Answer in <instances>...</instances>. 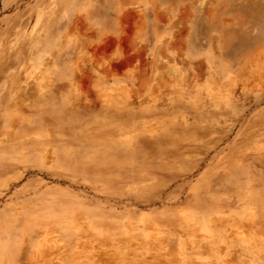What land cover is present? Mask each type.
<instances>
[{
  "label": "rangeland",
  "instance_id": "1",
  "mask_svg": "<svg viewBox=\"0 0 264 264\" xmlns=\"http://www.w3.org/2000/svg\"><path fill=\"white\" fill-rule=\"evenodd\" d=\"M232 227L264 264V0H0V264H188Z\"/></svg>",
  "mask_w": 264,
  "mask_h": 264
},
{
  "label": "bare ground",
  "instance_id": "2",
  "mask_svg": "<svg viewBox=\"0 0 264 264\" xmlns=\"http://www.w3.org/2000/svg\"><path fill=\"white\" fill-rule=\"evenodd\" d=\"M234 227H232L228 233H225V234L220 233V234H218L219 236L216 235V238L220 239V241L223 243V245L215 246L213 248H208L206 246L203 247L202 249L199 250L200 258H198L197 261H192L190 256L187 257L186 261L188 262V264H228L229 261H233L232 257H234L236 255V253L238 251H240L244 246L251 243L250 239H247V238L245 239L244 237H242V235L239 232H237ZM164 240H166V239H164ZM199 240H201V239L199 238ZM205 241L207 244L208 239H205ZM155 244H156V241H155ZM95 259L98 262V264L110 262L109 259L106 258V256L105 257L102 255L100 256L99 254H97V256H95ZM234 259H236V258H234ZM88 264H90V263H88ZM91 264H92V262H91Z\"/></svg>",
  "mask_w": 264,
  "mask_h": 264
}]
</instances>
